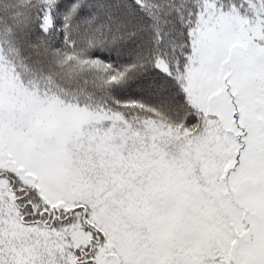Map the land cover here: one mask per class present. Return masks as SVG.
Listing matches in <instances>:
<instances>
[{"label":"snow or ice","instance_id":"obj_1","mask_svg":"<svg viewBox=\"0 0 264 264\" xmlns=\"http://www.w3.org/2000/svg\"><path fill=\"white\" fill-rule=\"evenodd\" d=\"M0 264H264V0H0Z\"/></svg>","mask_w":264,"mask_h":264}]
</instances>
